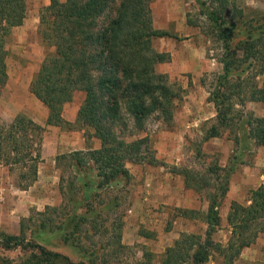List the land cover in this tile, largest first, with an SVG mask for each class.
Masks as SVG:
<instances>
[{
    "label": "trees",
    "instance_id": "16d2710c",
    "mask_svg": "<svg viewBox=\"0 0 264 264\" xmlns=\"http://www.w3.org/2000/svg\"><path fill=\"white\" fill-rule=\"evenodd\" d=\"M49 1L40 11L38 28L46 46L45 54L29 90L48 110L45 126L70 125L63 117L64 105L71 102L76 92L84 93L75 123L91 130L100 147L73 151L67 157L73 162L75 179L88 199L92 191L122 184L129 177L128 163L158 165L148 138L137 133L144 131L146 120L154 113L163 121L172 119L177 95L166 74L157 71V66L168 62L170 56L153 46L155 39L171 35L154 27L152 0ZM197 1L206 20L204 34L220 42L223 50L219 57L222 71L210 93L209 102L214 103L217 121L208 129L210 138L219 135V126H228L235 118V99L245 102L247 98L264 105V84L246 85L242 78L255 63L260 68L264 66V13L247 18L238 11L237 20L230 22L225 15L236 9L232 0ZM26 10L25 0H0V91L8 79L7 39L14 28L23 24ZM245 124L253 142L264 147V115L250 116ZM45 126L23 114L16 115L8 124L0 121V166L26 169L18 176L21 189L26 190L37 180ZM84 169L87 172L81 174ZM176 172L184 176L185 188L197 193L205 188L189 170ZM224 177L219 192L206 194L205 211H183L185 215L202 217L207 224L204 233L181 234L179 241L165 250L159 264H207L214 261L216 252L224 256L221 264H233L242 249L254 244L264 232V185H261L250 190L248 205L232 201L227 215L231 235L225 246L215 242L213 234L221 222L220 200L229 190L228 176ZM22 220L20 235L3 236L6 246L23 244ZM65 220L58 229L71 235L79 231L86 216L72 212ZM41 223L42 228L51 231L50 218ZM70 225L74 227L71 232L67 230ZM37 248L40 254H33L35 261L28 264H53L55 259L69 261ZM148 256L151 254L144 252L147 260L141 264H151ZM0 264L9 262L1 260Z\"/></svg>",
    "mask_w": 264,
    "mask_h": 264
},
{
    "label": "rangeland",
    "instance_id": "374dc122",
    "mask_svg": "<svg viewBox=\"0 0 264 264\" xmlns=\"http://www.w3.org/2000/svg\"><path fill=\"white\" fill-rule=\"evenodd\" d=\"M25 1L26 18L21 26L12 30L6 43L8 79L0 91V121L8 124L16 115L23 114L44 125L48 110L32 95L29 86L45 54L46 46L38 28L40 11L50 1ZM232 4L236 9H230L225 15L230 22L237 20L238 11L247 18L264 13V0H232ZM150 8L154 27L171 35L155 39L153 46L170 56L168 62L157 66V71L166 74L169 86L177 95L170 121H163L158 113H154L146 120L144 131L137 133L139 137L148 138L158 165L128 163L129 177L122 184L92 191L86 199L75 179L77 174L73 162L67 156L73 151H80L83 141L86 148L81 151L99 148L100 141L92 137L91 130L80 128L75 123L85 96L83 92H76L62 112L70 125H44L43 161L37 180L30 187L24 190L18 186V176L26 169L0 166V261L8 260L9 264L34 263L32 255L40 254L39 246L45 252L69 259L68 263L64 259H55L53 264H141L147 258L144 252L151 254L148 256L151 264H159L164 251L153 252L142 242L129 246L122 243L124 225L132 215L136 195L142 192L140 189V194L136 192V185L143 184L151 174H157V179L159 176L164 179L166 173L167 179L173 176L184 182V176L176 171L187 169L205 186L197 193L202 206L206 203L208 192L220 191L219 186L223 185L227 175L229 191L219 205V213L224 215L225 200L229 195L235 201L243 199L244 202L250 190L258 188L263 180L260 176L264 172V147L253 142L245 124L250 116L264 115L262 103L248 101L247 98L245 102L235 99L233 121L228 126H219L218 136L207 138L208 129L217 124L215 106L209 100L222 71L219 57L223 50L220 42L204 34L206 20L199 11L198 1L152 0ZM238 38L241 39V36ZM259 72L261 74L254 78L253 75ZM242 78L246 85L253 82L262 86L264 66L260 68L259 63H255ZM215 168L218 173L214 172ZM86 172L84 169L81 174ZM178 211L166 212L163 227L142 223L139 231L156 240L161 229L168 230L172 226L180 215ZM198 211H202L201 208ZM72 212L84 214L86 221L81 223L79 231L70 235L58 228ZM194 217L198 222L203 220L200 215ZM45 218L52 220L51 231L41 226ZM21 220L23 244L6 246L3 236L20 235ZM229 228L220 222L213 234L215 242L225 246L229 236L225 235V231ZM194 229L204 233L206 226L197 224ZM67 230H74L73 225ZM259 235H264V232ZM223 260L224 256L216 252V263L211 260L207 264H221ZM235 262L238 258L233 264Z\"/></svg>",
    "mask_w": 264,
    "mask_h": 264
},
{
    "label": "crops",
    "instance_id": "0c3cea01",
    "mask_svg": "<svg viewBox=\"0 0 264 264\" xmlns=\"http://www.w3.org/2000/svg\"><path fill=\"white\" fill-rule=\"evenodd\" d=\"M85 148L86 145L83 141L80 143V149L82 150ZM156 175L157 174H151L145 179L143 184L136 185V192L140 194V190H142L143 194L141 192L140 195H136L137 199L132 209V215L128 217V221L123 228L122 243L129 246L142 242L153 252H165L164 249L166 247L174 246L179 241L181 234L202 233L201 230L194 229L197 224L206 226L207 228V224L203 220L202 222H198L199 220L192 215L189 216L183 213L184 210L192 211L199 210L200 208L202 211H205L207 209V201L201 206V203L199 204L197 199V192L192 188H185V184L181 178L178 179L177 177L171 176L170 179H167L166 173L164 174V179H162L161 176L157 179L158 175ZM260 179L263 180L258 184V187L264 185V174H261ZM232 201L235 200L229 195L225 200L224 215L219 213L224 227L226 225L230 227L227 222V215ZM237 202L243 205H248L250 203L247 198L244 202L243 199H239ZM169 210L174 212L179 210L180 212H178L180 215L175 218V221L172 222V226H170L168 230L161 229L156 240H151L149 236L141 234L140 227L142 223L152 227H163L165 218L167 217L165 216L167 214L166 212ZM225 235H229V239L231 228L225 231ZM263 246L264 235H259L254 245L242 249L240 255L237 257L238 262L234 264H264V252H261V250H264V248L262 249Z\"/></svg>",
    "mask_w": 264,
    "mask_h": 264
}]
</instances>
